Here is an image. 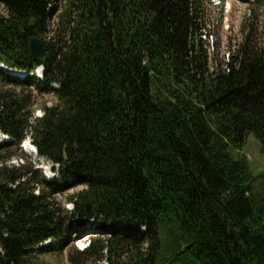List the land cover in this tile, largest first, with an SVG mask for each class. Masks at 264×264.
Returning a JSON list of instances; mask_svg holds the SVG:
<instances>
[{
  "label": "trees",
  "instance_id": "trees-1",
  "mask_svg": "<svg viewBox=\"0 0 264 264\" xmlns=\"http://www.w3.org/2000/svg\"><path fill=\"white\" fill-rule=\"evenodd\" d=\"M0 3V64L43 67L0 70V264H36L89 220L71 264H264V197L236 154L249 132L264 152V46L246 36L210 65L203 0ZM33 91L56 98L38 117ZM27 136L56 179L8 163ZM70 183L86 187L67 209L55 195Z\"/></svg>",
  "mask_w": 264,
  "mask_h": 264
},
{
  "label": "rangeland",
  "instance_id": "rangeland-1",
  "mask_svg": "<svg viewBox=\"0 0 264 264\" xmlns=\"http://www.w3.org/2000/svg\"><path fill=\"white\" fill-rule=\"evenodd\" d=\"M57 3L59 7L63 5V0H57ZM202 7L201 31L210 65L223 64L246 36H249L250 41H253L255 44L264 46V0H203ZM0 12H4L1 3ZM56 30L57 16L56 13H53L50 18L47 38L53 35L56 36ZM0 70L21 79H25L26 76L32 73L39 78L43 75L40 66L31 72L21 70L15 73L4 68ZM33 93L32 113L33 117H38L43 114V105L53 104L56 98L51 91L44 93L33 91ZM26 139L29 145L24 144L27 141ZM26 139L16 149V153L19 155H13L8 163L17 164L29 159L48 179H56L59 175L56 170L52 169V163L45 157H40L33 152L35 150L30 136H27ZM2 141H7V136H3L0 133V142ZM236 154L242 155L247 159L252 174V177H250L252 193L256 197H264V152L261 150L259 140L253 132H249L246 135L243 144L238 148ZM85 187L86 185L82 183H70L67 189L55 195V200L62 207L71 209L73 202L68 198ZM96 229V222L91 220L86 221L85 229L73 233V236L65 242V245L61 249H55L43 254L37 253L33 257L34 263L71 264L69 260L70 253H72L74 248L79 250L84 249V245H88L90 238L97 234ZM49 242L47 240L43 245L49 244ZM97 263H103V260Z\"/></svg>",
  "mask_w": 264,
  "mask_h": 264
},
{
  "label": "water",
  "instance_id": "water-1",
  "mask_svg": "<svg viewBox=\"0 0 264 264\" xmlns=\"http://www.w3.org/2000/svg\"><path fill=\"white\" fill-rule=\"evenodd\" d=\"M29 49H30V53H31L32 57L35 60L43 61L45 59L46 46H45L44 41L40 37L35 36V35L30 36V38H29ZM0 65H3V64H0ZM40 67L43 70V67L42 66H40ZM7 69H9L10 71L14 72L13 71L14 69H11V68H7ZM34 148H35L36 154L38 155L35 146H34Z\"/></svg>",
  "mask_w": 264,
  "mask_h": 264
},
{
  "label": "bare ground",
  "instance_id": "bare-ground-1",
  "mask_svg": "<svg viewBox=\"0 0 264 264\" xmlns=\"http://www.w3.org/2000/svg\"><path fill=\"white\" fill-rule=\"evenodd\" d=\"M1 66H2L3 68H5L6 70L10 71L9 69H7V67H6V66H4V65H0V67H1ZM2 67H1V68H2ZM13 71H14L15 73L19 72V71H16V70H13ZM15 73H14V74H15ZM2 135H3V136H7V135H6V134H4V133H2ZM26 138H27V137H26ZM26 140H27V139H26ZM24 141H25V139H24ZM24 144H27V145H29V143H28V140H27V141H25V143H24ZM33 147H34V146H33ZM34 150H35V148H34ZM33 152H35V153H36V151H33Z\"/></svg>",
  "mask_w": 264,
  "mask_h": 264
}]
</instances>
